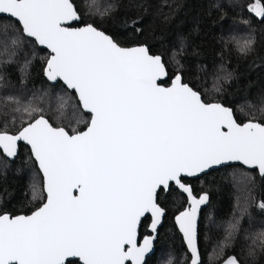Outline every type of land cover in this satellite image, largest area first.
I'll use <instances>...</instances> for the list:
<instances>
[{
    "label": "snow or ice",
    "instance_id": "obj_1",
    "mask_svg": "<svg viewBox=\"0 0 264 264\" xmlns=\"http://www.w3.org/2000/svg\"><path fill=\"white\" fill-rule=\"evenodd\" d=\"M113 7L84 0L83 14L103 18ZM248 9L264 19V0H253ZM5 15L19 23L24 36L50 50L44 75L74 90L91 119L84 131L54 126L31 102L0 98V109L29 117L21 118L15 132L0 123V151L14 158L20 142L29 145L47 194L31 215L0 214V264H73V258L78 264H146L155 237L140 239L142 218L151 216L155 232L165 215L159 191L173 188L187 199L175 216L190 254L180 264H202L198 214L209 195L196 192L186 179L229 162L264 175V122L239 123L232 108L206 103L182 82L179 67L170 87L158 83L168 75L161 56L146 44L123 47L92 23L72 27L82 15L73 0H0V17ZM137 23L138 18L130 21ZM234 39L241 54L254 47L250 35ZM15 121L13 116L12 127ZM257 206L264 210V201ZM234 230L230 225L220 254ZM258 239L264 249V231ZM222 264L243 262L230 255Z\"/></svg>",
    "mask_w": 264,
    "mask_h": 264
},
{
    "label": "trees",
    "instance_id": "obj_2",
    "mask_svg": "<svg viewBox=\"0 0 264 264\" xmlns=\"http://www.w3.org/2000/svg\"><path fill=\"white\" fill-rule=\"evenodd\" d=\"M73 2L82 13L81 22L76 25L92 23L121 46L146 44L152 54L161 55L169 73L165 85L170 84L179 67L184 81L200 92L204 101L232 107L239 123L249 119L264 122V19L249 11L253 0H99L102 9L109 4L114 6L111 14L103 18L84 15V0ZM137 18V25L132 26L130 21ZM249 35L255 40L254 47L241 54L234 38ZM174 52L181 54L174 57ZM48 56V50L23 35L16 20L0 17V98L17 96L22 103L31 102L33 107L42 109L54 126L82 131L91 115L80 108L76 93L62 82H48L44 75ZM13 116L16 127L11 124ZM21 118L29 119L26 114L0 109V123H9L10 131H16ZM32 118H36L35 113ZM77 120L83 122L77 124ZM186 182L196 192L206 191L209 195L199 226L202 264H220L229 255H237L243 264H264V249L258 239L264 231V210L257 206L264 201V175L258 169L235 164L187 178ZM45 198L43 177L30 148L22 144L15 160L0 151V214H29ZM158 202L165 209V220L156 252L146 264H168L170 258L173 264H180L185 255L190 260L175 223V216L187 207L186 196L175 188L161 190ZM150 220H143L141 238L150 233ZM230 225L235 230L220 254ZM250 249L255 250L254 256H249ZM73 264H78V260H73Z\"/></svg>",
    "mask_w": 264,
    "mask_h": 264
},
{
    "label": "water",
    "instance_id": "obj_3",
    "mask_svg": "<svg viewBox=\"0 0 264 264\" xmlns=\"http://www.w3.org/2000/svg\"><path fill=\"white\" fill-rule=\"evenodd\" d=\"M2 17H8L7 15H5V16H2ZM8 18H10V17H8ZM12 19V18H11ZM15 20V19H14ZM80 22H81V19H80V21L79 22H73V24H72V27H82L83 25H76L77 23L78 24H80ZM101 31H103V30H101ZM107 34V33H106ZM109 35V34H108ZM111 36V35H110ZM33 39V38H32ZM39 45V44H38ZM41 48H43V49H46V50H48L49 51V53H50V50L49 49H47V47L46 46H42V45H39ZM135 46H138V45H135ZM135 46H123V47H135ZM150 50V49H149ZM152 54V53H151ZM153 55H158V54H153ZM159 56H161V55H159ZM161 58H162V60H163V57L161 56ZM164 61V60H163ZM165 67H166V64H165ZM166 70H167V67H166ZM167 73H168V70H167ZM181 75V74H180ZM46 77V76H45ZM168 77H169V73H168V75L166 76V77H163V78H161V81H158V83H162L163 84V86H165V87H170L171 86V83H172V80L174 79V77L171 79V82H170V84L169 85H165L164 84V82L165 81H167V79H168ZM181 77H182V82L183 83H187V82H185L184 81V79H183V76L181 75ZM46 79H47V77H46ZM48 80V82L50 83V84H52V85H56V84H58V82H62L63 84H64V86L67 88V86L65 85V83L62 81V80H57V81H55V82H53V81H50L49 79H47ZM190 87H192L189 83H187ZM193 88V87H192ZM69 91H71V92H75L74 90H71V89H69V88H67ZM194 89V88H193ZM195 90V89H194ZM197 91V90H196ZM76 93V92H75ZM200 93V92H199ZM201 94V93H200ZM76 95H77V93H76ZM201 97H202V99H203V96H202V94H201ZM206 102V101H205ZM206 103H221V104H223V105H225L224 103H222V102H206ZM226 107H230V106H227V105H225ZM230 108H232V107H230ZM233 109V108H232ZM84 112H86V113H89L87 110H83ZM233 112H234V110H233ZM90 114V113H89ZM235 115V114H234ZM46 119H48V118H46ZM91 119V118H90ZM247 122V121H246ZM260 122V121H259ZM245 123V122H244ZM84 130H86V128L85 129H83L82 131H84ZM22 144H24V145H26L27 147H29L30 148V150H31V147L29 146V145H27V144H25L24 142H20L19 143V148H18V155H19V153H20V146L22 145ZM3 153V152H2ZM31 153H32V151H31ZM17 155V156H18ZM5 156V155H4ZM16 156V157H17ZM6 157V156H5ZM16 157H14V158H8V157H6V158H8L9 160H15L16 159ZM34 158V157H33ZM34 160H35V158H34ZM35 162H36V160H35ZM36 164H37V162H36ZM235 164H239V165H242L241 163H239V162H229V163H227L226 165H222V166H217V167H213L212 169H209V170H207L206 171V173H208V172H210L211 170H213V169H218V168H221V167H225V166H229V165H235ZM243 167H245V168H247V169H250V170H254V169H256V168H251V167H248V166H244V165H242ZM37 167H38V169H39V166H38V164H37ZM39 171L41 172V170L39 169ZM259 171V170H258ZM206 173H204V174H206ZM41 174H42V172H41ZM204 174H201V175H199L198 177H201L202 175H204ZM42 177H43V186H44V176H43V174H42ZM195 178H197V177H195ZM160 192V191H159ZM181 192V191H180ZM182 193V192H181ZM45 194H46V192H45ZM75 194V193H74ZM46 199H47V194H46ZM45 202H46V200H45ZM44 202V203H45ZM209 205V200L204 204V205H202L201 206V208H200V211H199V214H198V246H199V226H200V220H201V215H202V212H203V210L205 209V208H207V206ZM42 206V205H41ZM40 206V207H41ZM162 207V206H161ZM39 208V207H38ZM37 208V209H38ZM37 209H35L34 211H36ZM33 211V212H34ZM32 213V212H31ZM31 213H29V214H24V213H20V214H16V215H31ZM16 215H13V216H16ZM146 217H150V219H151V216L150 215H148V214H146ZM146 217H144V218H142V222H143V220L146 218ZM164 220H165V215L161 218V222H160V224H158L157 225V228H156V230H155V232H153V230L148 226V229H149V234H147V235H149V236H152V235H154V240H153V250L149 253V254H147L146 255V257H145V261H146V263H147V259L150 257V256H152L155 252H156V245H157V242H158V237H159V230H160V228L163 226V224H164ZM142 222H141V225H142ZM150 223H151V220H150ZM150 223H149V225H150ZM175 223H176V221H175ZM141 225H140V228H141ZM176 226H177V224H176ZM140 228H139V233H140ZM178 228V227H177ZM179 230V229H178ZM179 232H180V230H179ZM180 234H181V236L183 237V235H182V233L180 232ZM143 238V237H142ZM142 238H141V236H140V239L142 240ZM183 240H184V238H183ZM184 243H185V241H184ZM185 245H186V243H185ZM186 248H187V246H186ZM199 249H200V246H199ZM187 251H188V249H187ZM201 252V251H200ZM190 255V254H189ZM230 256V255H229ZM201 258H202V256H201ZM227 258V257H226ZM73 260H78V258H73ZM220 264H222V262L220 263Z\"/></svg>",
    "mask_w": 264,
    "mask_h": 264
},
{
    "label": "flooded vegetation",
    "instance_id": "obj_4",
    "mask_svg": "<svg viewBox=\"0 0 264 264\" xmlns=\"http://www.w3.org/2000/svg\"><path fill=\"white\" fill-rule=\"evenodd\" d=\"M46 195V194H45ZM45 200H46V198H45ZM45 200H43L42 202H41V204L40 205H42L44 202H45Z\"/></svg>",
    "mask_w": 264,
    "mask_h": 264
}]
</instances>
